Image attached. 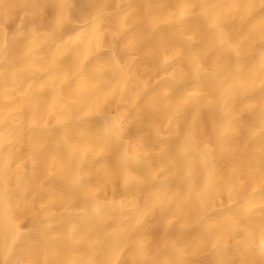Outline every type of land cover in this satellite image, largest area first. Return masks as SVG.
<instances>
[{"label":"bare ground","instance_id":"obj_1","mask_svg":"<svg viewBox=\"0 0 264 264\" xmlns=\"http://www.w3.org/2000/svg\"><path fill=\"white\" fill-rule=\"evenodd\" d=\"M0 264H264V0H0Z\"/></svg>","mask_w":264,"mask_h":264},{"label":"rangeland","instance_id":"obj_2","mask_svg":"<svg viewBox=\"0 0 264 264\" xmlns=\"http://www.w3.org/2000/svg\"><path fill=\"white\" fill-rule=\"evenodd\" d=\"M13 25H14V24H13L12 22L9 23V25H8V26H9V30H12V29H13V28H12Z\"/></svg>","mask_w":264,"mask_h":264}]
</instances>
